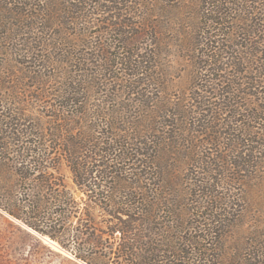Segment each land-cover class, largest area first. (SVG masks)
Listing matches in <instances>:
<instances>
[{"label":"trees","instance_id":"obj_1","mask_svg":"<svg viewBox=\"0 0 264 264\" xmlns=\"http://www.w3.org/2000/svg\"><path fill=\"white\" fill-rule=\"evenodd\" d=\"M122 1L69 0L67 4L59 3V5L57 0H0V52L3 50V41L8 37L10 39L26 34L27 40L22 47L23 53L19 57L27 60L25 63L35 64L40 61L39 58L32 57L33 62H28L30 57L42 44L50 42L44 37V31L58 28L59 25L74 26V21L81 13L80 10L89 4H95L94 8L98 7V10L103 11L104 6L99 4H121ZM141 1L149 2V4L188 2V0ZM189 1L191 4H204L196 14L203 22L199 23L201 27L195 28L198 29L197 35L194 34L191 38V43L194 45L192 53L200 52L197 46H205L206 52L201 50L199 53L200 59H203L201 63L205 67H202L203 70L208 69L206 72L209 71L211 75L221 73L219 65H222V61L218 59V55L223 51L215 52V48L210 50L213 44H219L215 41L216 35L213 36L211 32H217L218 36L227 35L226 30H229V25L233 23L231 15L242 12L244 5L247 8H244L243 12L248 9L247 12L253 16L264 17V10L257 9L261 12L257 13L258 11L250 5L247 6L255 4L258 0ZM72 2L75 4L71 5ZM127 3H131V0ZM123 13L126 15L128 12ZM127 15L134 16L131 13ZM137 18L140 22L135 24H107L109 30L105 32L106 34H101V36L115 34V37L119 38L112 40L117 43V47L113 49L116 52L111 55L112 61L105 59L106 71L111 72L113 67L122 68L121 70L128 77L125 84H128L132 91L141 86L149 87L153 78L156 79L159 76L157 62L155 61L154 65L153 58L158 57V52L162 48L158 39H162L164 31L171 29L169 26L150 21V18H153V12L150 14L147 10L144 16H137ZM250 23L251 21L248 24ZM252 27L255 30L253 29L248 35L243 30L247 37L261 32L256 24ZM119 28L123 30L130 28L141 32H119ZM205 29H208L210 33L204 32ZM262 32L264 33V30ZM142 35H145L149 47L154 48L156 53L144 51L139 53V56L136 54L138 50L135 45ZM199 38L201 42L196 44ZM64 40V45L71 44L69 39ZM260 44L264 45V41L258 45ZM249 46L250 44L247 43L246 47ZM52 47L55 51V49L59 50L60 45L59 48L55 44ZM207 50L210 51L207 52ZM102 51L108 55L107 49ZM58 55L69 60L65 62L66 66L72 65V57L64 53ZM228 59H231L232 63L229 69H234L240 61L238 63L240 66L249 63L246 58L238 61L236 55H230ZM86 61L87 58L74 60L75 67H73L77 68L80 76L76 77L71 71L66 70L62 77L63 82L54 93L44 94L45 91L42 90L44 97H50L55 102L49 106L52 115L46 119L47 122L34 120L24 111L15 108L19 104L24 105V102L16 101L19 95L27 94L21 84L24 78L20 77L14 81L15 77L6 73L7 67L3 64L2 68L6 72H3L0 80V210L37 234L58 243L63 250L72 251L75 258L86 264H94L97 260L93 257L97 253L91 251L85 256L74 248L76 245H82L89 249L90 243L87 240L89 241L90 238L97 239L98 247L106 249L102 258L103 264H113V259L116 260L114 264L218 263L220 257L213 255L212 245L213 241L218 244L221 240L222 234L218 235V232L223 227L226 216L224 212L217 211L216 206L211 207L212 214L205 215V218L203 215H197L200 218L202 216L204 220L191 225L194 234L188 227V230L186 229L181 235L183 229L178 232L173 231L169 226L166 227L169 225L168 222L155 223L156 215H164L166 208L169 210L173 203L177 205L179 202V200L172 201L168 198L165 177L168 175L166 157L174 155L175 151H178L177 148H181L179 144L181 139L178 134L180 129L175 128L172 131L174 128L166 119H172L173 124L178 126L177 115L186 117L188 111L180 105V107H174L170 113L164 106L158 109L159 112L152 111L150 116L134 117L124 111H110L104 100H98V104L94 105L91 101L93 93L90 88L89 71L84 70L89 67ZM138 78H140L139 81H137ZM32 79L36 84L42 86L46 84L41 77ZM144 79L147 85L140 83ZM233 79L239 84H230L231 90L224 93L228 96L227 102L222 100L218 110L231 113L230 118L233 123H240L242 126L238 125L241 131L238 128L232 129L234 136H231V141L237 151L240 146H248L246 144L248 142L255 143L253 140L255 138L251 136L260 135L254 131L256 127H249L250 124L259 123L261 131L264 132V106L259 104H264V91L262 92L264 73L253 72L246 68L242 71H234ZM230 81L226 77H219V79L212 77L205 83L214 85L217 82L223 87ZM10 84L15 86L7 88ZM251 90L260 95L259 102L253 101L243 107L234 102L235 99L245 100L252 97L248 94ZM20 91L23 93L21 94ZM200 99L202 100V97ZM147 103L148 106L152 103L149 98ZM209 119V126L203 125L208 133L213 129L210 126L214 121L211 114ZM154 124L160 125L161 131L155 130ZM256 154L258 153L254 148L235 152L233 158L237 170L240 173L251 171L250 169L256 166L257 161L261 160ZM62 163L68 167L75 187L85 196L82 204L74 199L60 176L59 168ZM128 169H132L130 174L127 172ZM94 173L95 176H93ZM190 182L193 183L191 186L195 190L192 194L188 192L186 196L191 197L193 194L196 195V192L199 194L203 192L204 197L208 195L207 181L201 179L197 183L195 180ZM106 183L108 186H105ZM207 202L202 203L201 208L198 205L195 209L208 210ZM96 211L103 212L104 216L101 214L104 219L103 228L97 226L98 222L94 215ZM177 212L189 215L181 208ZM173 214L176 215L174 211H172ZM71 219H77V225L81 229L78 227L72 229L69 224ZM194 228H197V231ZM116 233L119 234L118 238L115 237ZM109 240L110 248L103 244ZM209 241L211 245L208 244ZM259 248L257 255H248V258L243 255L245 262L241 264H251L250 260L255 259L259 260L258 264H264V249ZM164 256H168L167 261Z\"/></svg>","mask_w":264,"mask_h":264},{"label":"rangeland","instance_id":"obj_2","mask_svg":"<svg viewBox=\"0 0 264 264\" xmlns=\"http://www.w3.org/2000/svg\"><path fill=\"white\" fill-rule=\"evenodd\" d=\"M68 1L57 0V3L67 4ZM127 1L129 0H125V2L123 0L121 4H99V6H104L103 11L98 10V7L94 8L95 4H89L80 10L81 13L78 19L74 21V26L59 25L58 28L44 31V37L50 42L42 44L36 51V55L30 57L28 62H33L32 57L39 58L40 61L35 64L25 63L27 60L19 57L23 53L22 47L27 40L26 34L23 33L24 36L18 35L10 39L8 37L7 40L3 41V50L0 52V80L3 72H6L2 68L3 64L7 67L8 72L6 73L12 75L13 78L15 77L14 81L20 77L24 78L21 81L22 89L27 91L28 96L27 94L19 95L16 101L18 103L24 102V105L19 104L15 108L24 111L34 120L44 122H47L46 119L52 115L49 106L55 102L50 97H44L42 90L45 91L44 94L54 93L59 84L63 82L62 77H64L66 70L71 71L76 77L80 76V72L74 68L76 58L78 60L87 58L86 63L89 64V67L84 70L89 71L90 88L94 100L91 101L94 105L98 104V100H104L110 111H124L129 116L134 117H138V115L141 117L150 116L152 111L153 113L159 112L158 109L164 108V106L170 113L176 106L180 107L181 105L183 109L185 107L188 116L186 118L183 115H177L178 126L173 124L172 119H166L168 123L170 122L169 125L171 124L174 128L172 131L175 128L180 129L178 134L181 139L179 142L181 148L175 147L178 151L173 150L175 151L174 155L166 157L168 175L165 177L168 198L172 201L179 200V202L177 205L173 203L169 210L166 208L164 215H156L155 223L168 222L169 225L166 227L169 226L173 231L178 232L183 229L181 235L188 228L194 234L191 225L204 220L202 216L200 218L197 215H203L205 218V215L212 214L211 207L216 206V210L224 212L226 217L223 227L218 232V235L222 234L221 240L218 244L213 241V255L220 257V261L214 264H228L229 262L241 264L245 262L243 255L248 258V255H257L260 250L259 247L264 249V132L261 131L262 128L259 123L250 124L249 127H256L258 130L255 129L254 131L260 135L251 136V138H255L253 139L255 143L249 144L248 142L246 143L248 146H240L237 151L242 150L244 152L254 148L258 153L256 155L261 160L257 161L256 166L250 169L251 171L240 173L233 158L237 151L232 144L231 136H234L232 129L238 128L241 131L239 128L241 125L240 123H233L230 118L231 113L219 111L218 106L222 100L227 102L228 96L224 93L231 90L230 84H239L233 79L234 71H242L248 68L253 72L262 71L264 73V54L261 53H264V45H258L264 41V33L262 32L264 30V17L253 16L247 12L248 9L243 12L244 8H247L244 5L241 9L242 12H235L231 15L233 23L229 25L230 29L226 30L227 35L218 36L217 32H211L213 36L216 35L214 38L219 44H213L210 50L215 48V52L223 51L218 55V59L220 58L222 61V65H219L222 72L211 75L209 71L206 72L208 69L203 70L205 68L201 63L203 59H200L201 54L199 53L201 50L205 51V46H197L200 52L194 54L192 53L194 45L191 43L192 36L197 35L198 29L195 28L201 27L199 23L203 22V20H199L196 14L204 4H191L189 0L183 4H149V2L141 0H131V3H127ZM72 4L75 3L72 2ZM249 5L255 10L260 8L264 10V0L255 1V4H248L247 6ZM146 10L150 14L153 12V18H150V21L157 22L158 25L169 26L171 29L164 31L162 39H158L162 48L158 52V57L153 58L154 65L155 61L157 62L159 76L156 79L153 78L149 87L141 86L132 91L128 84H125L128 77L121 70L122 68L113 67L111 72L106 71L105 59L108 58L112 61L113 56L111 55L116 52L113 49L115 46L117 47V43L112 40L119 38H116L115 34L102 36L101 34L109 30L107 24L120 25L126 23L130 25L140 22L137 16H144ZM124 11L134 16L130 17L127 15L128 13L125 15ZM257 13L261 12L258 11ZM239 21L241 23H238ZM250 21L251 23L248 24ZM253 24H256L259 32H261L254 35L250 34V37H247L249 32L255 30L252 27ZM243 30L246 31V35ZM118 31L141 32L130 28L124 30L119 28ZM204 32L210 33L208 29H205ZM64 33L66 34L64 35ZM65 38L69 39L71 44L64 45ZM248 38L250 43L246 40ZM137 41L135 47L138 50L136 52L138 56L144 51L156 53L154 48L149 47L145 35L140 36ZM199 41L201 42L200 38L196 44H199ZM247 43L250 44L249 47H246ZM54 44L58 48L60 45L59 50H53ZM188 45L191 46L188 47ZM139 48L141 49L139 50ZM102 49H107L109 56L105 55ZM63 53L72 57V65H65V62L69 60L58 55ZM230 55H236L238 61L241 58H246L249 63L240 66L238 65L240 61L237 62L234 69H229L232 66L231 59H228ZM196 57H198L197 60ZM40 77L46 81L44 86L36 84L32 79H39ZM212 77L215 79L226 77L232 82H228L223 87H221V83L218 84L217 82L214 85L205 83ZM141 82L146 84L145 79ZM9 86H15V84H10L7 88H10ZM20 93L22 94L23 91ZM248 94L252 97L245 100L235 99L234 102L241 107L253 101L259 102L260 95L256 91L251 90ZM148 98L152 102L149 106ZM259 104L264 106L263 103ZM175 114L177 113L175 112ZM210 114L214 118L210 125L213 127L212 133H208L203 127L206 124L209 126ZM153 128L161 131L160 125L154 124ZM262 135L263 137H261ZM131 170L128 169V174L131 173ZM59 173L74 199L82 204L85 201V196L73 184L71 173L64 163L60 166ZM201 179L207 181L208 195L204 197L203 192L200 194L196 192V195L186 196L188 192L192 194L195 190L190 181L195 180L197 183ZM105 186L108 184L106 183ZM175 195L176 199H174ZM204 202L208 203V210L195 209L198 205L201 208ZM180 208L189 215H182L177 212ZM172 211L176 215H172ZM101 214L103 215V212L96 211L94 213L99 228L104 227V219H102L104 215L101 216ZM191 214L193 216L190 217ZM69 224H71L72 229L75 227L81 229L77 225V219H71ZM194 230L197 231V228ZM115 237L118 238L119 234L116 233ZM110 240L112 239L110 238ZM110 240L103 243L105 247H111ZM87 242L90 243L89 249L82 245H76L74 250L76 249L85 256L91 251L96 252L97 254L93 258L97 260V263L94 264H103L102 258L106 249L99 248L95 238H90ZM208 244L211 245V241ZM71 252L63 250L58 243L37 234L0 210V264H86L75 258ZM167 257L164 256L165 261H167ZM258 261L257 259L250 260V263L258 264ZM113 262L116 263V260L113 259Z\"/></svg>","mask_w":264,"mask_h":264}]
</instances>
